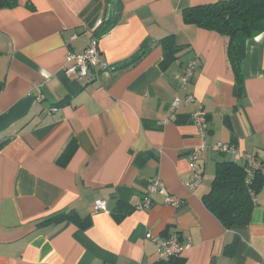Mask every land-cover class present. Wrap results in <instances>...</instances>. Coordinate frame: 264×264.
<instances>
[{"label": "crops", "instance_id": "obj_1", "mask_svg": "<svg viewBox=\"0 0 264 264\" xmlns=\"http://www.w3.org/2000/svg\"><path fill=\"white\" fill-rule=\"evenodd\" d=\"M17 1L0 10V264H264V175L246 225L226 228L204 202L217 162L244 165L213 145L264 165V32L245 44L238 96L224 37L182 17L220 0ZM168 35L172 60L162 69ZM92 42L108 69L89 68L81 81L65 75L67 55ZM190 61L196 103L174 109ZM197 104L207 115L202 139L191 122ZM202 143L190 191L189 157ZM153 178L178 207L156 193L149 210L136 209ZM95 200L106 212H93ZM66 210L73 220L36 227ZM146 233L176 234L188 248L158 261Z\"/></svg>", "mask_w": 264, "mask_h": 264}, {"label": "trees", "instance_id": "obj_2", "mask_svg": "<svg viewBox=\"0 0 264 264\" xmlns=\"http://www.w3.org/2000/svg\"><path fill=\"white\" fill-rule=\"evenodd\" d=\"M17 5V0H0V10L13 8ZM29 8L31 9L30 6ZM182 17L185 24H191L224 37L227 45L226 56L235 81V93L241 96L244 91L241 62L245 44L248 40L264 32V0L212 1L183 9ZM111 24L100 28L96 32V37L106 33ZM160 43L166 57L161 64L163 69L172 60L169 53L173 51V35L162 38ZM146 47L145 44H142L129 61L122 64L126 66L138 61L145 53ZM74 151L75 145H69L59 163L65 165ZM261 181V175L256 173L252 181L246 183L243 167L239 164L233 161L217 162L211 189L209 194L204 197V202L226 228L246 225L253 208L249 191L251 190L255 195L260 188ZM73 219L74 211L66 210L38 221L36 227L61 224L66 220Z\"/></svg>", "mask_w": 264, "mask_h": 264}, {"label": "built area", "instance_id": "obj_3", "mask_svg": "<svg viewBox=\"0 0 264 264\" xmlns=\"http://www.w3.org/2000/svg\"><path fill=\"white\" fill-rule=\"evenodd\" d=\"M67 63L70 66L65 70V75H73L77 80H83L87 74L89 68L99 67L101 70L105 71L108 69V66L101 58L100 52L94 42L90 43L89 46L80 54H69L66 59ZM196 64L194 61H190L183 68V71L179 77L181 84V89L185 92L183 99L176 98L172 107L174 109L178 108L181 103L184 105H193L196 103L194 96L188 91V87L192 82L194 77V70ZM52 111H55L53 109ZM206 113L203 107L199 104L195 106L194 112L191 114V122L197 129V136L199 138H204L206 133L207 124H206ZM215 152L232 155L235 161H243V171L245 174L246 183H250L256 173L264 175V165L257 161L254 157L246 153H239L231 145H225L217 143L211 147ZM206 150L204 143L192 149L189 160H190V176L186 181L185 186L187 189L192 191L197 187L201 180L200 172L197 169L198 160L202 153ZM159 193L164 196V201L166 204H169L173 207H178L180 202L179 200L167 195L165 190L162 188L160 179L153 178L149 181L146 193L143 195L139 205L136 207L138 211H147L151 207V196L153 194ZM249 194L251 199L254 197V193L250 190ZM92 210L95 213H104L106 212V202L103 200H95L92 205ZM145 238L151 241L156 247V257L158 261H161L166 258H178L179 255L188 248V245H183L176 234L170 235L165 239H162L158 236H154L150 233H146Z\"/></svg>", "mask_w": 264, "mask_h": 264}]
</instances>
